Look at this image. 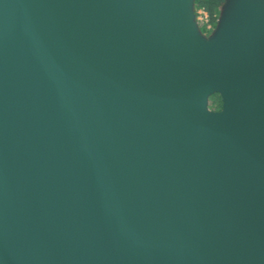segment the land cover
<instances>
[{"label": "water", "instance_id": "1", "mask_svg": "<svg viewBox=\"0 0 264 264\" xmlns=\"http://www.w3.org/2000/svg\"><path fill=\"white\" fill-rule=\"evenodd\" d=\"M197 27L0 0V264H264V0Z\"/></svg>", "mask_w": 264, "mask_h": 264}, {"label": "rangeland", "instance_id": "2", "mask_svg": "<svg viewBox=\"0 0 264 264\" xmlns=\"http://www.w3.org/2000/svg\"><path fill=\"white\" fill-rule=\"evenodd\" d=\"M226 1L227 0H224L221 8L219 9V12L216 13L214 15V17H212L205 8L199 7L196 4V1L194 0V10H195V15H196V22L198 24L197 28H199L200 31L202 32V34L205 35L206 37H209L210 35H212V33L216 30V27L219 24V21H220L221 15H222V11H223V7H224V4ZM201 10H203L207 14L208 21H209V24L211 26L210 31H207L206 28H203L204 25L200 24L201 21L199 20V17H200L199 11H201ZM221 100L222 99H221L220 95H218V94L212 95L208 100L209 101L208 108L211 111H220L222 109V105H223V102Z\"/></svg>", "mask_w": 264, "mask_h": 264}, {"label": "trees", "instance_id": "3", "mask_svg": "<svg viewBox=\"0 0 264 264\" xmlns=\"http://www.w3.org/2000/svg\"><path fill=\"white\" fill-rule=\"evenodd\" d=\"M199 7L205 8L214 17L219 12L224 0H195Z\"/></svg>", "mask_w": 264, "mask_h": 264}, {"label": "built area", "instance_id": "4", "mask_svg": "<svg viewBox=\"0 0 264 264\" xmlns=\"http://www.w3.org/2000/svg\"><path fill=\"white\" fill-rule=\"evenodd\" d=\"M199 14H200L199 20L201 21L200 24H203L204 25L203 28H206L207 31H210L211 26L209 24L207 14L203 10L199 11Z\"/></svg>", "mask_w": 264, "mask_h": 264}]
</instances>
